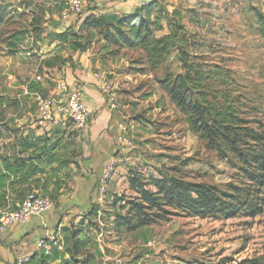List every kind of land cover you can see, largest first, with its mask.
Returning <instances> with one entry per match:
<instances>
[{
	"label": "rangeland",
	"instance_id": "rangeland-1",
	"mask_svg": "<svg viewBox=\"0 0 264 264\" xmlns=\"http://www.w3.org/2000/svg\"><path fill=\"white\" fill-rule=\"evenodd\" d=\"M63 6L64 0H0V12L4 13L0 25L3 140L9 134L4 128L18 129L15 120L22 115L20 101L26 105L30 102L23 93L28 83L40 74L48 75L45 81H49L51 74L40 66L45 63L43 55L56 34L50 17L58 15ZM137 8L130 12L136 13ZM255 9L264 13V0H156L139 9V13L160 27L157 36L169 34L172 28L177 31L191 65L198 68L207 63L223 67L235 80L245 105L262 111L264 40L257 30ZM19 31L27 32L26 38L12 50L9 38ZM75 32L60 50L90 53L94 68L104 72L107 87L118 105L114 112L123 124L122 141L129 142L121 143V147L129 153L128 161L133 168L139 167L145 177L158 176L159 170H163L222 188L233 180L235 170L190 130L159 82L169 72L185 71L178 48L164 54L159 66L151 70L145 51L116 46L99 30L83 28L82 24ZM70 124L72 132H76L75 125ZM78 149L81 150L80 146ZM129 171L119 175L127 184L121 183L119 195H136L129 186ZM107 194L108 191L106 199L98 204L103 209L98 220L93 221L87 215L82 219L89 246L74 264H82L79 262L89 253L94 255L92 264H132L137 260H142L141 264H239L264 253V213L254 218L243 214L230 218L175 215L167 221L118 235L112 229L104 230L105 221L101 220L105 211H111L109 206L115 193L109 197ZM17 200L16 194L12 195L0 209L15 207Z\"/></svg>",
	"mask_w": 264,
	"mask_h": 264
},
{
	"label": "trees",
	"instance_id": "trees-1",
	"mask_svg": "<svg viewBox=\"0 0 264 264\" xmlns=\"http://www.w3.org/2000/svg\"><path fill=\"white\" fill-rule=\"evenodd\" d=\"M155 1L138 7L136 13H90L81 24L83 28L99 30L107 41L116 46L145 51L151 70L159 66L164 54L178 48L185 71L178 74L169 72L159 82L181 111L190 130L205 140L207 146L235 170L234 178L222 188L216 184L189 181L163 170H159L158 176L150 175L148 179L139 167H132L128 182L136 195L115 193L112 196L111 211H105L106 216L101 217L105 221L104 230L112 229L119 235L167 221L175 215L230 218L243 214L254 218L263 214L264 110L245 105L235 80L220 65L202 63L198 68L191 65L188 52L173 28L169 34L157 36L156 31L160 27L157 28L155 22L139 13V9L149 7ZM254 11L258 18V33L264 40V13L260 9ZM3 14L0 12V25L4 20ZM72 30L64 27L63 31L55 34L53 41L68 42L70 36L76 33ZM26 33L19 31L9 38L8 45L12 50L17 49L26 38ZM144 68H141L143 72L146 71ZM39 84L41 82L33 80L29 87L37 90ZM50 139L47 136L31 143L35 147L31 156H22V150L18 155L2 153L0 158L4 165L0 166V205L6 203L7 189L15 193L17 186L28 187L32 183L38 186L40 182L44 186L48 184L47 181L42 183L38 173L44 171L43 162L49 165L59 161L57 148L61 145L62 136L49 143ZM100 208L101 205L93 206L89 213L91 220H98ZM81 223L64 228L65 251L74 261L83 256L89 244ZM93 259L94 255L89 253L79 263L92 264ZM239 264H264V253Z\"/></svg>",
	"mask_w": 264,
	"mask_h": 264
},
{
	"label": "crops",
	"instance_id": "crops-1",
	"mask_svg": "<svg viewBox=\"0 0 264 264\" xmlns=\"http://www.w3.org/2000/svg\"><path fill=\"white\" fill-rule=\"evenodd\" d=\"M147 1L152 0H99L91 13H128ZM52 19L60 20V12L51 16L50 20ZM63 30V25L55 26L53 32L59 33ZM65 44L67 45L66 42L54 40L51 47L45 51L43 58L46 60L40 68L51 76L49 81L41 82L37 90L45 95L55 94L56 82L60 79H64L70 88L78 86L82 90L83 101L91 112L89 125L82 130L74 126L73 131L76 132H72V125L68 121L61 124L51 123L46 128H40L36 124V109L31 97L24 96L30 100L27 105L20 101L18 106L22 115L15 120L18 129L13 131L11 128H4L9 132L7 139L3 140L4 137L0 135V146L3 141H7L2 153L18 155L22 150V156L27 157L31 156L35 149L31 143L39 138L48 136L51 138L49 143L54 142L58 136H62V140L57 148L59 161L49 165L43 162L44 171L38 173L42 183L47 181L46 186L41 182L38 186L35 183L28 184V187L17 186L15 193L7 189L6 201L16 194L18 200L15 207L24 199L29 189L52 198L54 206L40 217H34L26 223L13 224L8 228L2 247L3 264L12 263L15 256L22 252L30 254L28 264H74L75 261L65 249H56L52 255L45 257L44 253L36 248L37 240L51 231L65 236V233H62L65 232V227L78 224L86 215L89 218L93 206H98L102 201L98 183L112 159L115 160V172L108 181L107 197L113 192H119L121 183L123 186L127 185L119 175L127 172L132 165L128 161L129 153L124 152L121 147L123 124L117 119L116 112L110 110L106 94L97 78V74L104 72L94 68L96 65L90 53L73 52L71 49L60 50ZM38 142L44 143L45 140ZM3 165L0 158V166ZM88 246L89 244L86 248ZM108 258L110 256H107ZM141 261L137 260L132 264H141Z\"/></svg>",
	"mask_w": 264,
	"mask_h": 264
},
{
	"label": "built area",
	"instance_id": "built-area-1",
	"mask_svg": "<svg viewBox=\"0 0 264 264\" xmlns=\"http://www.w3.org/2000/svg\"><path fill=\"white\" fill-rule=\"evenodd\" d=\"M99 0H64L63 9L60 11V20L65 28L77 30L85 17L93 12V6ZM150 1L143 3L148 4ZM45 75L40 74L35 78L36 82H45ZM103 92L106 94V100L110 110L117 109V102L105 81V74H97ZM55 94L45 95L39 90H31L28 86L25 89V95L31 97L36 109V124L40 128H46L51 123L61 124L64 122H72L77 128L84 129L89 125L91 112L83 101L82 90L77 86L70 88L64 79L56 82ZM122 126V125H121ZM123 144L129 143L126 140ZM7 141H3L0 146V154L4 150ZM115 160H111L105 168L103 175L99 179L98 190L100 200L106 199L108 189V181L114 172ZM54 206V201L36 190L27 193L24 199L17 207H8L0 209V264L2 260L3 240L8 231V228L16 223H26L34 217L44 215L51 207ZM100 208L99 215L102 213ZM100 232L99 234H102ZM64 237L56 231H51L44 234L36 242V248L41 250L45 255H52L54 250L65 249ZM30 260V254L19 253L15 256L10 264H25Z\"/></svg>",
	"mask_w": 264,
	"mask_h": 264
},
{
	"label": "water",
	"instance_id": "water-1",
	"mask_svg": "<svg viewBox=\"0 0 264 264\" xmlns=\"http://www.w3.org/2000/svg\"><path fill=\"white\" fill-rule=\"evenodd\" d=\"M52 25L62 26V21L57 19H52Z\"/></svg>",
	"mask_w": 264,
	"mask_h": 264
}]
</instances>
